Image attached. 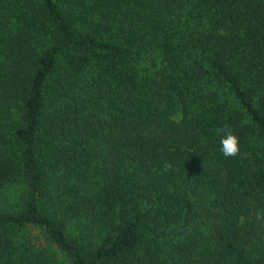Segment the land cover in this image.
Instances as JSON below:
<instances>
[{
  "label": "trees",
  "instance_id": "1",
  "mask_svg": "<svg viewBox=\"0 0 264 264\" xmlns=\"http://www.w3.org/2000/svg\"><path fill=\"white\" fill-rule=\"evenodd\" d=\"M0 264H264V0H0Z\"/></svg>",
  "mask_w": 264,
  "mask_h": 264
},
{
  "label": "clouds",
  "instance_id": "2",
  "mask_svg": "<svg viewBox=\"0 0 264 264\" xmlns=\"http://www.w3.org/2000/svg\"><path fill=\"white\" fill-rule=\"evenodd\" d=\"M227 126L217 129V134L220 135L221 153L225 157H235L240 152L239 139L231 131H226Z\"/></svg>",
  "mask_w": 264,
  "mask_h": 264
}]
</instances>
